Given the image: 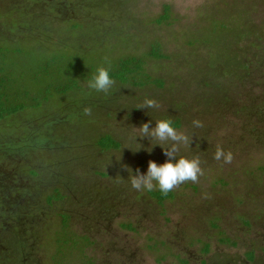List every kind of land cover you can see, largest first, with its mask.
Segmentation results:
<instances>
[{"label":"rangeland","instance_id":"374dc122","mask_svg":"<svg viewBox=\"0 0 264 264\" xmlns=\"http://www.w3.org/2000/svg\"><path fill=\"white\" fill-rule=\"evenodd\" d=\"M59 1L51 13L46 0H0L1 65L28 93L50 98L42 111L59 119L52 146L37 152L44 172L28 185L34 203L17 211L2 242L10 261L1 260L4 252L0 264H170L171 252H205L206 242L241 254L264 231V0ZM165 4L171 18L156 22ZM154 45L163 58L149 55ZM133 55L160 83L114 80L103 93L82 81L60 114V82L44 74L43 63L55 69L73 59L89 72L108 66L105 57L112 64ZM146 97L158 106L139 108ZM165 117L190 137L178 155L199 156L203 175L159 204L158 187L132 189L124 166L146 172L150 160L168 159L170 141L164 149L135 138L136 127ZM36 118L24 111L19 119L31 125ZM196 119L204 126L194 127ZM105 134L120 147L102 150L97 140ZM218 147L233 154L231 163L214 158ZM101 197H108L104 206ZM224 235L239 245L220 243Z\"/></svg>","mask_w":264,"mask_h":264},{"label":"trees","instance_id":"16d2710c","mask_svg":"<svg viewBox=\"0 0 264 264\" xmlns=\"http://www.w3.org/2000/svg\"><path fill=\"white\" fill-rule=\"evenodd\" d=\"M170 18L171 6L165 4L163 13L156 19V22L162 23L168 21ZM77 27L78 28L72 30L77 31L80 28L79 23ZM149 55L155 58H163L165 56L158 45H154L151 48ZM3 57L4 55L0 52V150H8L9 148L16 150L22 146L24 148L25 146L29 147L30 151L36 154L39 150H47L52 146L53 136H51V134L57 130V125L54 123H57L59 120L58 117H56L55 120L52 119L53 115L51 112L52 109H54L53 107L50 112L51 114L47 115L42 111L44 105L46 103H52V100L50 101V98H46L41 93L36 95H32L30 92L28 93V90H25L23 85L19 84L20 82L18 81L20 79L14 75L15 72H10L6 66L1 65ZM59 58L61 57H57L55 60ZM75 62L76 60L69 59L65 64L55 67V69L44 68V63L41 65V67L47 71V73L44 74H46L49 79L57 83L60 82L55 91V99L61 102L62 107L60 108V114L62 115L64 114V102L68 101V98L71 97L69 96L70 93L80 91V82L88 81L96 70V67L92 65L91 68H89V72H87L88 69L86 67H79L76 69L74 67ZM45 63L50 66L52 64L51 61ZM144 64L145 59L142 57L134 55L121 57L111 64L110 74L114 80L132 82L135 85H143V83L146 82L160 83V80L153 79L151 75L147 73ZM24 111H31L33 115L35 114L37 116L36 120L38 121L31 125L26 124L24 121L21 122L19 118ZM54 125L55 128H53ZM10 126L12 127V131L9 130ZM97 143L104 151L120 147V142L111 134L101 135ZM29 170H31L30 166ZM56 190L58 191L59 189ZM172 195L173 193L171 191L167 195L162 194L160 191L157 192V196L160 198V204L167 198L172 197ZM67 220L68 217L66 216L63 222L67 224Z\"/></svg>","mask_w":264,"mask_h":264},{"label":"flooded vegetation","instance_id":"af4514ba","mask_svg":"<svg viewBox=\"0 0 264 264\" xmlns=\"http://www.w3.org/2000/svg\"><path fill=\"white\" fill-rule=\"evenodd\" d=\"M46 1L47 4L45 5V8L49 9V12L51 13L54 12L55 0ZM59 3H63V1L60 0ZM53 128H55V126ZM36 162L37 154L35 152H31L27 146H25V148L22 146L16 150H13V148H9L8 150H0V254L5 252L3 254L4 257L1 258V260H6L8 262L10 261L9 248L7 249V246L3 247L6 244L2 242H4L8 236H11L10 232L12 231L13 226L15 227L16 225L14 221L17 220V211L20 208H25V210H27V207H30L34 203L32 199H28V197L31 198L34 194H29L28 185L31 180L38 182L39 174L44 172V168H39L37 164L38 162ZM29 166L30 169L35 170L37 174L31 175L29 173ZM58 193L63 196L60 190H58ZM114 196L116 197L117 194L112 195L113 198H115ZM107 198L108 197H101L98 201V204L104 206L103 200H107ZM111 206L112 205L109 203L108 207ZM248 225L249 227L247 228H250L251 225L249 221ZM248 235L250 238L254 236L253 233H249ZM260 235H262V237H260ZM260 235H257L255 239H253L251 243L248 244L247 249H244L241 254L236 252V256L232 255L230 251L220 252L216 251V249H211L212 244L209 242H206L208 244V248L206 249L207 251L201 252L199 248V251L196 253L197 255L195 253L189 255L170 252L173 256L175 255L184 259L185 264H264V231ZM222 240L220 243L230 244V246L233 247H237L239 245L238 240H234V238L228 235H224ZM196 241L199 243L202 242L199 239ZM250 252L252 255L251 257H248L247 254ZM172 255L168 257L173 258L175 262L170 264H180L177 260V257H173ZM168 257H164L161 261L168 259ZM2 262L5 263V261Z\"/></svg>","mask_w":264,"mask_h":264},{"label":"clouds","instance_id":"9594fccd","mask_svg":"<svg viewBox=\"0 0 264 264\" xmlns=\"http://www.w3.org/2000/svg\"><path fill=\"white\" fill-rule=\"evenodd\" d=\"M104 61L108 66L96 68L91 78L87 81V88L89 90L108 93L115 83L110 74L111 61L108 57H105ZM157 106L155 98L146 97L139 108H155ZM91 111L90 107H85L83 109L86 115H90ZM192 123L193 126L197 128L204 126L203 122L199 119L194 120ZM150 124L151 121L143 123L140 127H136L138 132L135 138L147 137L151 144L153 140L159 141L161 143H156L154 145L159 144L164 149L165 147L162 142L170 141L171 146L165 150V155L168 159L163 163L150 160L146 172H141L139 169L133 170L125 165L124 167L128 171L127 177L132 189L137 191H152L154 188L158 187L162 194L167 195L174 187L185 181L196 182L199 176L203 175L200 157L178 155L181 146L189 145L192 142L190 137L186 133L178 131L175 122L170 117L156 120L154 127H150ZM141 147H143L142 144ZM141 147L136 150H139ZM214 158L216 160H223L224 163H231L233 154L231 152H225L223 148L218 147L214 154Z\"/></svg>","mask_w":264,"mask_h":264}]
</instances>
